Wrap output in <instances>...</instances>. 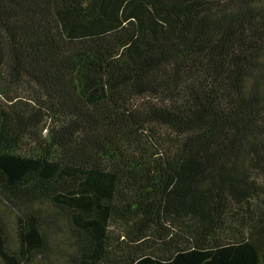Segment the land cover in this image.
I'll use <instances>...</instances> for the list:
<instances>
[{"label":"trees","instance_id":"trees-1","mask_svg":"<svg viewBox=\"0 0 264 264\" xmlns=\"http://www.w3.org/2000/svg\"><path fill=\"white\" fill-rule=\"evenodd\" d=\"M0 264H264V0H0Z\"/></svg>","mask_w":264,"mask_h":264}]
</instances>
